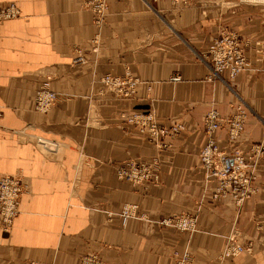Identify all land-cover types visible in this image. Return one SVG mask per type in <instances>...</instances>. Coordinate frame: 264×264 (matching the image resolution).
Wrapping results in <instances>:
<instances>
[{
	"label": "crops",
	"instance_id": "1",
	"mask_svg": "<svg viewBox=\"0 0 264 264\" xmlns=\"http://www.w3.org/2000/svg\"><path fill=\"white\" fill-rule=\"evenodd\" d=\"M88 1L0 0L21 11L0 22V178L27 186L9 232L0 217V264H81L88 253L175 264L185 251L196 264H264V1L108 0L100 24ZM225 30L248 40L250 65L224 81L206 54ZM106 75L137 80L135 92ZM45 83L58 99L40 112ZM238 104L248 113L240 138L216 136L256 159L257 191L242 206L213 199L200 158L207 112L228 117ZM149 113L157 128L183 129L162 136L144 123ZM130 162L158 168V180L120 178ZM179 214L197 215L196 230L161 223ZM232 243L251 249L223 257Z\"/></svg>",
	"mask_w": 264,
	"mask_h": 264
},
{
	"label": "built area",
	"instance_id": "2",
	"mask_svg": "<svg viewBox=\"0 0 264 264\" xmlns=\"http://www.w3.org/2000/svg\"><path fill=\"white\" fill-rule=\"evenodd\" d=\"M189 3L192 0H181ZM257 1V0H256ZM264 1V0H258ZM92 9L96 22L100 24L105 18L108 11V0H90L88 1ZM21 15V11L14 3L2 6L0 4V22L17 18ZM249 42L246 38L233 31H222L210 45L206 58L208 60L211 73L214 77L223 79V74L227 73L232 79L236 78L242 71L246 70L249 65V59L246 54V47ZM77 62L85 63L86 58L79 55ZM174 79H179L178 77ZM105 83L114 84L121 89V82L117 78L110 75L104 76L102 79ZM225 81V80H224ZM136 82L129 83V89L133 90ZM128 91V90H127ZM126 91V92H127ZM58 99V94L49 88L45 83L36 94V110L47 112L52 108ZM247 108L244 104H238L236 111L228 117H223L217 109H211L205 116V132L207 142L200 151L202 166L205 170L206 183L216 182V188L213 191V199L231 197L237 206H242L257 191L255 186L256 159L252 163V156L244 153L236 148L228 151L221 146L220 140L216 136V132L220 129H226L230 144L236 142L245 126L247 117ZM3 112L0 108V121ZM144 123L150 124L152 130L156 129L153 115L147 114ZM183 129V125L178 123L170 129L159 128L157 131L164 135L166 133L175 136ZM150 164H139L130 162L127 165L120 166L118 174L120 178L140 183L153 179L158 180L157 175L153 176L150 172ZM24 180L18 175H3L0 178V217L3 230L9 232L13 226L15 219L19 215V206L25 189ZM133 206L132 209H135ZM131 209V208H130ZM131 214L127 208L124 212L125 217ZM132 215V214H131ZM197 215L179 214L173 218L164 219L162 224L174 226L184 231L196 230ZM250 247H244L241 244L232 243L227 246L222 254L223 257L237 256L238 254L249 251ZM30 264H42L40 262H30ZM81 264H109L104 258L96 253H88L81 259ZM175 264H196L190 252L175 253Z\"/></svg>",
	"mask_w": 264,
	"mask_h": 264
},
{
	"label": "rangeland",
	"instance_id": "3",
	"mask_svg": "<svg viewBox=\"0 0 264 264\" xmlns=\"http://www.w3.org/2000/svg\"><path fill=\"white\" fill-rule=\"evenodd\" d=\"M209 50V49H208ZM208 53V52H207ZM85 57V56H84ZM86 58V57H85ZM86 60H87V58H86ZM107 76V75H106ZM110 76H112V75H110ZM113 78H117L118 80H120L121 82H126V83H123V84H121V85H119V86H121V89L118 87V86H116V85H114V84H108V83H105L104 81V83L107 85V86H111L112 88H114V89H117V90H119V92H122L123 93V95L124 96H129L130 94H133L134 92H135V90H136V85H137V80H135V79H133V80H123V79H121V78H119V77H115V76H112ZM230 78V77H229ZM103 79V78H102ZM230 79H232V78H230ZM224 80H226V79H224ZM130 82H136V85H135V87H134V89L132 90H130L129 89V83ZM128 90V91H127ZM127 91V92H126ZM1 108V107H0ZM1 110H2V108H1ZM2 112H3V110H2ZM208 113V112H207ZM3 115H4V112H3ZM3 118V117H2ZM2 120V119H1ZM1 122V121H0ZM157 128V127H156ZM157 129H159V128H157ZM170 129V128H169ZM159 133V132H158ZM180 133V132H179ZM206 133V132H205ZM166 135H170V136H172L171 134H169V133H166V134H164V135H162V136H166ZM177 135V134H176ZM172 137H174V136H172ZM201 158V157H200ZM202 162V161H201ZM129 164V163H128ZM125 165H127V164H125ZM123 167V166H122ZM120 169V166L117 168V174H118V170ZM150 172L152 173V175L153 176H155V175H157V177H158V168H153V167H151L150 169ZM14 175H17V174H14ZM19 177H21L23 180H24V178L22 177V176H20V175H18ZM118 176H119V174H118ZM120 177V176H119ZM147 181H153V179H150V180H147ZM155 181V180H154ZM25 185H26V183H25ZM25 188H27V186H25ZM26 190V189H25ZM25 193V192H24ZM173 218V217H172ZM2 224V223H1ZM13 227V226H12ZM11 227V228H12ZM1 228H2V230H3V226H1ZM10 228V229H11ZM10 229H9V231H10ZM4 231V230H3ZM4 232H7V231H4Z\"/></svg>",
	"mask_w": 264,
	"mask_h": 264
},
{
	"label": "bare ground",
	"instance_id": "4",
	"mask_svg": "<svg viewBox=\"0 0 264 264\" xmlns=\"http://www.w3.org/2000/svg\"><path fill=\"white\" fill-rule=\"evenodd\" d=\"M21 203V202H20ZM19 213H20V209H19Z\"/></svg>",
	"mask_w": 264,
	"mask_h": 264
}]
</instances>
